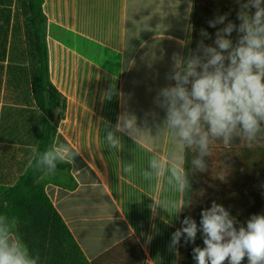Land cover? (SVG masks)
I'll list each match as a JSON object with an SVG mask.
<instances>
[{
    "label": "crops",
    "instance_id": "0c3cea01",
    "mask_svg": "<svg viewBox=\"0 0 264 264\" xmlns=\"http://www.w3.org/2000/svg\"><path fill=\"white\" fill-rule=\"evenodd\" d=\"M198 5L212 42L225 25L210 20L227 13L236 23L237 0H43L49 76L66 101L53 144L79 153L41 182L90 264H179L171 238L183 194L166 175L145 179L144 170L151 154L174 147L157 135L165 112L154 99L175 83L167 79L174 54L192 53ZM35 43L30 0H0V196L30 166L42 132L31 89ZM123 117L140 131L117 133L121 144L111 149L105 126Z\"/></svg>",
    "mask_w": 264,
    "mask_h": 264
},
{
    "label": "clouds",
    "instance_id": "9594fccd",
    "mask_svg": "<svg viewBox=\"0 0 264 264\" xmlns=\"http://www.w3.org/2000/svg\"><path fill=\"white\" fill-rule=\"evenodd\" d=\"M237 19L239 24L228 20L227 13L215 17L208 22L210 27L225 26L216 31L212 44L204 43L211 37L202 29L204 39L187 59L174 54L167 79L175 83L161 88L154 99L165 112L157 135H169L174 147L166 154H151L145 179L166 175L168 185L183 194L190 189L184 167L186 149L197 153L191 161L194 170L204 172L214 141L229 146L239 139L252 148L264 139V0L241 3ZM104 131L107 146L118 149L121 138L117 133L134 137L140 130L134 118L123 117L114 128L106 125ZM78 153L64 143H54L36 151L30 167L54 172L58 164L72 163ZM122 171L131 174L133 164H123ZM173 207L178 214L185 205L181 201ZM181 223L172 234L171 246L178 245L182 236L185 244H194L201 232L204 247L192 249L196 264H242L245 258L247 264H264V214H254L246 225L237 227L236 218L213 201L202 210L199 226L191 216ZM18 224L16 215L0 213V264H40L39 254L29 249Z\"/></svg>",
    "mask_w": 264,
    "mask_h": 264
},
{
    "label": "trees",
    "instance_id": "16d2710c",
    "mask_svg": "<svg viewBox=\"0 0 264 264\" xmlns=\"http://www.w3.org/2000/svg\"><path fill=\"white\" fill-rule=\"evenodd\" d=\"M244 2L246 0H238V12ZM205 21L198 5L193 18L192 53L204 39L201 30ZM30 23L36 39L32 98L44 116L36 151L42 152L53 144L56 127L64 118L66 101L49 76L47 19L43 12V0H30ZM236 23L239 24L238 19ZM236 35L233 32V40ZM207 41L213 43L212 38L204 39L205 44ZM210 153L205 158L207 170L199 172L191 164L197 153L192 149L185 150L184 167L189 173L190 189L183 193L185 207L181 222L191 216L199 226L202 210L210 208L213 201L223 205L236 218L237 227L246 225L254 214H264V139L252 148L239 139L229 146L217 140L210 145ZM66 169V163H60L55 171ZM46 173L29 166L17 183L0 196V213L18 217V230L32 253L39 254L40 264H90L41 182V177ZM197 246L204 247L201 232L198 231L194 244H185L182 236L179 264H196L192 249ZM242 264H247V258Z\"/></svg>",
    "mask_w": 264,
    "mask_h": 264
},
{
    "label": "rangeland",
    "instance_id": "374dc122",
    "mask_svg": "<svg viewBox=\"0 0 264 264\" xmlns=\"http://www.w3.org/2000/svg\"><path fill=\"white\" fill-rule=\"evenodd\" d=\"M237 2H238V0H237Z\"/></svg>",
    "mask_w": 264,
    "mask_h": 264
}]
</instances>
